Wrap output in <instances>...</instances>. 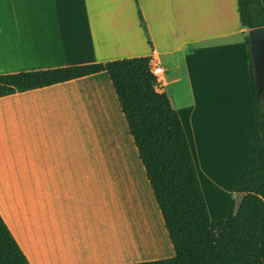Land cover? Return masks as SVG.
Returning <instances> with one entry per match:
<instances>
[{"label":"crops","instance_id":"crops-1","mask_svg":"<svg viewBox=\"0 0 264 264\" xmlns=\"http://www.w3.org/2000/svg\"><path fill=\"white\" fill-rule=\"evenodd\" d=\"M248 32L238 0H0V74L150 56L163 68L157 89L180 114L204 191L220 190L209 191L219 208L251 154ZM121 136L126 153L109 142ZM131 158L140 165L107 72L0 97V213L31 264L175 254L142 163L161 227L131 179L115 203L118 184L100 178L128 170ZM137 240L147 248L136 249Z\"/></svg>","mask_w":264,"mask_h":264},{"label":"trees","instance_id":"trees-1","mask_svg":"<svg viewBox=\"0 0 264 264\" xmlns=\"http://www.w3.org/2000/svg\"><path fill=\"white\" fill-rule=\"evenodd\" d=\"M238 4L245 27L264 26L262 0ZM248 71L251 154L237 183L245 195L223 219L211 217L180 114L157 89L150 56L0 74V97L107 72L175 251L131 264H264V86L258 92L250 54ZM0 264H31L1 213Z\"/></svg>","mask_w":264,"mask_h":264},{"label":"rangeland","instance_id":"rangeland-1","mask_svg":"<svg viewBox=\"0 0 264 264\" xmlns=\"http://www.w3.org/2000/svg\"><path fill=\"white\" fill-rule=\"evenodd\" d=\"M109 142L120 145V147L123 149V151L125 153L127 152V146L125 144V140H124L123 136H121L119 141L115 140V141H109ZM100 147L102 149H107L110 146L108 144H103ZM131 159H132L131 160V166L128 170L122 169V170H115V171H102V172H100V178H108V179L111 178L115 183L118 184V185H115V187H114L115 203L117 201V190L120 189L122 193L128 191L125 183L128 182L129 179H131L132 183L133 184L135 183V185H136V187L135 186H133V187H135V189H137L136 192L139 194L138 200H139V202L142 203L141 205L144 208H146L147 214L148 213L150 214L152 223L155 224V226L161 227L160 219H158V217H156L157 216L156 211L153 209V207L146 200V194L147 193H146V190L144 189V186H143L144 180L142 178V173H141L142 165H141V163L139 165L138 162L136 161V159H133V158H131ZM111 161H113V160H111ZM114 161H119V160H114ZM211 189L213 191H219L220 192V190H217L216 188H213V187L206 188V192L204 191L211 217L213 219H223V218L228 217L229 214L231 213L233 206L235 205V207L237 208V205H238V194H239V192H237V184H236V188L233 191L232 195H228L225 193H224V195L221 194L222 197H220L217 200L218 204L221 206L219 207V209L216 208L217 210L215 209V206H214L215 204L212 205V202H211L212 199H210L211 197H210L209 191ZM147 217L149 218L148 215H147ZM129 225L130 224L127 223L125 229H127L128 232H130V236H127V238L130 237V241H132L133 240V234H132V229L129 228L130 227ZM137 242H138V244L140 243V247H138L136 249L147 248L146 246H144V241L137 240ZM131 248H132V242H131ZM141 257H142L141 253H136L134 255V257H130V258L140 259Z\"/></svg>","mask_w":264,"mask_h":264},{"label":"water","instance_id":"water-1","mask_svg":"<svg viewBox=\"0 0 264 264\" xmlns=\"http://www.w3.org/2000/svg\"><path fill=\"white\" fill-rule=\"evenodd\" d=\"M249 51L253 65L258 92L264 86V26L249 29ZM244 192L238 194V205L244 198Z\"/></svg>","mask_w":264,"mask_h":264},{"label":"built area","instance_id":"built-area-1","mask_svg":"<svg viewBox=\"0 0 264 264\" xmlns=\"http://www.w3.org/2000/svg\"><path fill=\"white\" fill-rule=\"evenodd\" d=\"M151 71L158 79L160 74L163 72V68L161 66H159L158 64H152L151 63Z\"/></svg>","mask_w":264,"mask_h":264},{"label":"bare ground","instance_id":"bare-ground-1","mask_svg":"<svg viewBox=\"0 0 264 264\" xmlns=\"http://www.w3.org/2000/svg\"><path fill=\"white\" fill-rule=\"evenodd\" d=\"M214 169H215V168H214ZM234 171H235V170H234ZM234 171H231V172H230L231 175H232V173H234ZM219 179H220V178H219ZM228 179H229V178H228ZM209 193H210V192H209ZM211 194H212V195H210V197L213 196V191H212ZM213 197H214V196H213ZM210 199H212L211 202H212V205H214V202H215V201H213V198H210ZM216 201H217V200H216ZM216 204H217V203H215V205H216ZM215 205H214V206H215ZM218 207H219V205H218ZM215 209H216V208H215ZM218 209H219V208H218ZM220 209H221V208H220ZM216 210H217V209H216ZM216 212H217V211H216Z\"/></svg>","mask_w":264,"mask_h":264}]
</instances>
